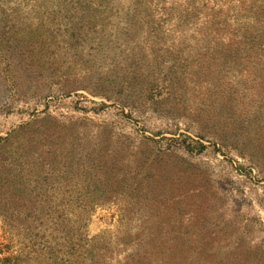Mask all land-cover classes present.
Wrapping results in <instances>:
<instances>
[{"label": "rangeland", "instance_id": "rangeland-1", "mask_svg": "<svg viewBox=\"0 0 264 264\" xmlns=\"http://www.w3.org/2000/svg\"><path fill=\"white\" fill-rule=\"evenodd\" d=\"M0 264H264V0H0Z\"/></svg>", "mask_w": 264, "mask_h": 264}]
</instances>
